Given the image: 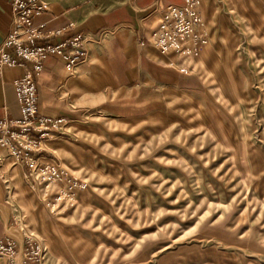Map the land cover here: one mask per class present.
<instances>
[{
  "label": "rangeland",
  "instance_id": "374dc122",
  "mask_svg": "<svg viewBox=\"0 0 264 264\" xmlns=\"http://www.w3.org/2000/svg\"><path fill=\"white\" fill-rule=\"evenodd\" d=\"M197 8L199 91L166 90L71 126L47 155L81 184L73 206L21 191L23 225L49 264H69L46 239L60 247L66 226L94 236L97 264H264V0Z\"/></svg>",
  "mask_w": 264,
  "mask_h": 264
},
{
  "label": "crops",
  "instance_id": "0c3cea01",
  "mask_svg": "<svg viewBox=\"0 0 264 264\" xmlns=\"http://www.w3.org/2000/svg\"><path fill=\"white\" fill-rule=\"evenodd\" d=\"M47 5L35 25L45 24L48 31L64 29L54 42L80 34L86 51L85 59L72 69L58 58L48 57L36 79L39 112L68 121L61 130L63 136L45 142L42 154L47 162L50 150L72 138H66L69 128L84 123L89 114L112 115L118 106L126 107L134 100H157L166 90L198 92L201 88L202 81L189 60L171 53L161 55L140 44L164 8L183 6L184 0H47ZM11 21L9 3L0 0V45L11 30ZM23 74L18 68L0 77V118L3 109L11 118H20L13 81ZM23 174L24 167L0 148V240L6 236L16 239L13 234L18 237L22 232L21 241L30 235L43 244L23 225L20 193L25 187L32 194ZM71 228L63 227L60 247L50 233L45 237L53 253L68 255L69 264H97L99 247L94 236L80 235ZM50 260L65 264L54 255Z\"/></svg>",
  "mask_w": 264,
  "mask_h": 264
},
{
  "label": "built area",
  "instance_id": "2783aa9c",
  "mask_svg": "<svg viewBox=\"0 0 264 264\" xmlns=\"http://www.w3.org/2000/svg\"><path fill=\"white\" fill-rule=\"evenodd\" d=\"M11 12V30L0 45V77L5 71L22 69V77L13 81L20 118L13 119L3 109L0 118V147L24 167L27 188L48 204L73 206L81 184L65 180L58 166L42 158L44 144L66 124L64 118H52L39 112L36 79L48 57L63 61L67 69L86 56L84 39L78 34L54 42L65 30L48 31L34 21L48 10L47 0H7ZM159 54H174L183 60L197 58L206 38L197 0H184L183 6H169L140 42ZM0 264H49L46 247L33 236L21 242L10 236L0 240Z\"/></svg>",
  "mask_w": 264,
  "mask_h": 264
}]
</instances>
